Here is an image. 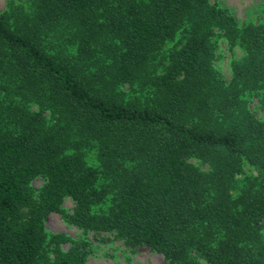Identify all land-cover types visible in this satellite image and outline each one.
<instances>
[{
  "label": "trees",
  "instance_id": "obj_1",
  "mask_svg": "<svg viewBox=\"0 0 264 264\" xmlns=\"http://www.w3.org/2000/svg\"><path fill=\"white\" fill-rule=\"evenodd\" d=\"M219 41L239 50L228 78ZM49 212L168 264H264V20L209 0H4L0 264L84 262Z\"/></svg>",
  "mask_w": 264,
  "mask_h": 264
},
{
  "label": "rangeland",
  "instance_id": "obj_2",
  "mask_svg": "<svg viewBox=\"0 0 264 264\" xmlns=\"http://www.w3.org/2000/svg\"><path fill=\"white\" fill-rule=\"evenodd\" d=\"M209 1H216L220 5L228 8L239 22L248 17L254 20L257 18L264 20V0ZM3 6L4 0H0V10ZM231 52H234L235 56L239 55L237 48L229 50L228 46L221 41L215 46L213 52L214 58L212 64L225 78L230 76L228 63L232 55ZM200 167L204 168L205 165L202 164ZM41 183L40 178H35L30 184L33 190H37ZM72 205L73 203L69 198H65L61 204L67 211H70ZM43 227L48 232H60L74 239L86 240L89 243L87 247L88 251L82 264H168L159 253L149 250L148 247L139 246L134 249H129L114 234L109 232L95 234L91 231H83L80 228L66 223L59 213L49 212L46 214L43 219Z\"/></svg>",
  "mask_w": 264,
  "mask_h": 264
}]
</instances>
